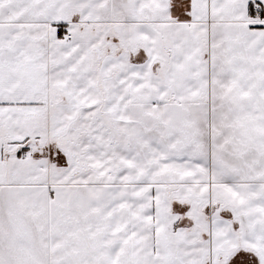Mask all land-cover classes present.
Returning a JSON list of instances; mask_svg holds the SVG:
<instances>
[{"label": "snow or ice", "instance_id": "6c2138e0", "mask_svg": "<svg viewBox=\"0 0 264 264\" xmlns=\"http://www.w3.org/2000/svg\"><path fill=\"white\" fill-rule=\"evenodd\" d=\"M0 264H264V0H0Z\"/></svg>", "mask_w": 264, "mask_h": 264}]
</instances>
